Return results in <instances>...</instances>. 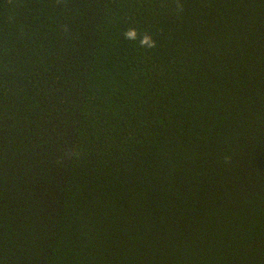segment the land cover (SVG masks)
Returning <instances> with one entry per match:
<instances>
[{"label":"trees","instance_id":"16d2710c","mask_svg":"<svg viewBox=\"0 0 264 264\" xmlns=\"http://www.w3.org/2000/svg\"><path fill=\"white\" fill-rule=\"evenodd\" d=\"M0 264H264V0H0Z\"/></svg>","mask_w":264,"mask_h":264},{"label":"clouds","instance_id":"9594fccd","mask_svg":"<svg viewBox=\"0 0 264 264\" xmlns=\"http://www.w3.org/2000/svg\"><path fill=\"white\" fill-rule=\"evenodd\" d=\"M124 36L128 40H136L138 33L135 28H129L127 31H125ZM139 43L141 46L147 47V48L155 47V44H156L153 38L147 33H145L142 37H140Z\"/></svg>","mask_w":264,"mask_h":264}]
</instances>
